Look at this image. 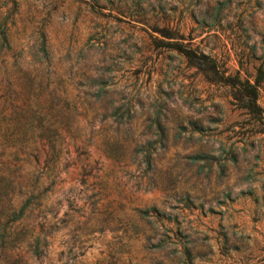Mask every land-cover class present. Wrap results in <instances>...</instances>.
<instances>
[{"label": "rangeland", "instance_id": "obj_1", "mask_svg": "<svg viewBox=\"0 0 264 264\" xmlns=\"http://www.w3.org/2000/svg\"><path fill=\"white\" fill-rule=\"evenodd\" d=\"M215 1L0 0V264H264V130L149 45L168 19L226 72L260 67L264 110V0ZM230 146L221 177L187 158Z\"/></svg>", "mask_w": 264, "mask_h": 264}, {"label": "trees", "instance_id": "obj_2", "mask_svg": "<svg viewBox=\"0 0 264 264\" xmlns=\"http://www.w3.org/2000/svg\"><path fill=\"white\" fill-rule=\"evenodd\" d=\"M230 1L231 0H216L211 7L209 16L211 18L217 16L222 8L228 5ZM159 22H161V24ZM148 27L150 29L148 33L149 45L153 48H164L173 52L174 55L180 56L186 65L192 66L196 71L200 72L206 80H212L210 82L224 85L230 96L229 102L233 107L239 109L248 116L252 125L255 126L254 131L259 133L264 130V110L257 101L258 86L263 77V71L260 67L256 68V74L252 80L248 77H241L238 70L226 72V68L223 67L216 57L211 55L209 51H204L197 43L193 42L191 39L192 36L189 35V33L184 34L180 31L177 23L171 25L168 19H162V21L148 23ZM6 39L7 35L3 31L0 44L6 45ZM37 49L42 54H46V45L43 35L40 36ZM101 91L102 88H99L98 93ZM152 120L156 125L155 137L147 141L143 152V158L147 167L151 164L150 155L155 148L154 143L160 142L164 136V130L158 117L154 115ZM236 157L237 155L232 146L227 149L220 147L216 155L210 154L207 151H197L187 155L189 162L196 164L197 171L202 170L204 172H209L211 169H214L217 177L225 175L227 164L230 163L235 165ZM252 173L251 170H248L242 178H250L253 176ZM52 183L53 181L51 180L47 185L51 186L50 184ZM40 187V185L37 187V184H35L33 189H31V193L35 190L41 192L42 190ZM19 210L21 209L19 208ZM189 249L188 245L182 247L179 258L180 263L190 259L191 253ZM157 264L166 263L159 262Z\"/></svg>", "mask_w": 264, "mask_h": 264}]
</instances>
